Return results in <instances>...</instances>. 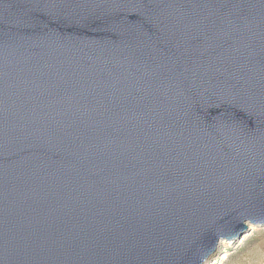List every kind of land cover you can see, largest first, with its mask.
<instances>
[{
    "label": "water",
    "instance_id": "water-1",
    "mask_svg": "<svg viewBox=\"0 0 264 264\" xmlns=\"http://www.w3.org/2000/svg\"><path fill=\"white\" fill-rule=\"evenodd\" d=\"M264 227V0H0V264H208Z\"/></svg>",
    "mask_w": 264,
    "mask_h": 264
},
{
    "label": "rangeland",
    "instance_id": "rangeland-1",
    "mask_svg": "<svg viewBox=\"0 0 264 264\" xmlns=\"http://www.w3.org/2000/svg\"><path fill=\"white\" fill-rule=\"evenodd\" d=\"M208 264H264V227L250 226L240 241L221 243Z\"/></svg>",
    "mask_w": 264,
    "mask_h": 264
},
{
    "label": "bare ground",
    "instance_id": "bare-ground-1",
    "mask_svg": "<svg viewBox=\"0 0 264 264\" xmlns=\"http://www.w3.org/2000/svg\"><path fill=\"white\" fill-rule=\"evenodd\" d=\"M221 243H223V242H221Z\"/></svg>",
    "mask_w": 264,
    "mask_h": 264
}]
</instances>
